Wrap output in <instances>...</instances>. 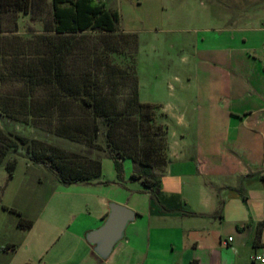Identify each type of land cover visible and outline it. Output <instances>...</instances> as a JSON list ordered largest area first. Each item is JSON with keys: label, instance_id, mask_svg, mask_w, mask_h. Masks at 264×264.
<instances>
[{"label": "crops", "instance_id": "crops-1", "mask_svg": "<svg viewBox=\"0 0 264 264\" xmlns=\"http://www.w3.org/2000/svg\"><path fill=\"white\" fill-rule=\"evenodd\" d=\"M226 1L230 6L209 5L220 14L210 16L208 35L201 38L202 48L194 55L195 80L205 74L211 76V84L200 88L182 83L181 92L195 89L194 102L173 95L178 110L173 102L143 101L160 105L169 121L171 161L162 177L159 204L141 193L142 186L129 198L89 194L83 197L86 218L78 220L82 213L73 208L71 221L63 219L52 227L53 238L38 232L34 245L39 254L49 251L63 229L82 245L87 233L104 223L115 202L130 206L136 218L115 246L112 264H262L252 257L264 256V230L255 245L264 223V54L259 53L264 48V15L252 12L258 5L264 12V0ZM78 183L94 186L93 180ZM50 203L37 220L7 207L20 214L19 223L32 221L26 234L45 226ZM72 223L78 225L75 231ZM12 247V256L17 257L21 248ZM26 249L32 253L29 246ZM14 257L11 264H32V259L18 262Z\"/></svg>", "mask_w": 264, "mask_h": 264}, {"label": "trees", "instance_id": "trees-1", "mask_svg": "<svg viewBox=\"0 0 264 264\" xmlns=\"http://www.w3.org/2000/svg\"><path fill=\"white\" fill-rule=\"evenodd\" d=\"M38 3L0 0V12L30 14ZM51 4L49 34L38 38L39 50L33 55L15 54L7 60L9 70L0 73V85L16 88L13 93L0 92V116L38 128L46 123L57 137L83 144L88 152L70 153L0 128V165L6 162L12 179L18 162L9 157L25 149L31 161L72 185L103 175L102 157L93 153L103 152L113 161L121 183L124 161L131 160V179L141 184V193L150 194L159 204L162 177L171 161L169 127L158 122L163 115L160 105L140 99L136 56L123 48L131 38L138 45L137 35L118 31L121 14L108 9L105 0H52ZM88 31L101 34V49H85ZM116 56L121 64L114 61ZM3 210L19 214L7 206ZM32 224L21 220L19 226L27 230ZM263 230L261 223L256 246Z\"/></svg>", "mask_w": 264, "mask_h": 264}, {"label": "rangeland", "instance_id": "rangeland-1", "mask_svg": "<svg viewBox=\"0 0 264 264\" xmlns=\"http://www.w3.org/2000/svg\"><path fill=\"white\" fill-rule=\"evenodd\" d=\"M51 1L40 0V5L38 3V7L36 5L30 14L0 12V73L9 70L10 62L7 60L15 54L33 55L39 50L38 38L49 34L46 27L50 25L52 18ZM105 3L108 9L117 10L121 14L118 31L136 34L138 37V45L131 38L130 43L126 44L128 46L124 45L123 48L128 49V54L136 56L142 102H173L175 105L178 102L175 103L173 95H180L183 100L194 102L195 89L181 92L179 89L181 84L191 83L200 88L211 84V76L205 74L199 76L197 81L195 80V74L192 72V68L195 69L196 65L194 55L198 49L202 48L201 38L208 35H206V29L209 27L210 16L220 14L210 10L209 5L230 6L226 0H105ZM255 9L257 11H253L252 15L259 17L264 15L262 5L256 6ZM85 36L86 50L95 52L102 48L100 33L88 31ZM259 53L264 54V48ZM114 61L120 64L123 62L118 56L114 57ZM79 64L82 66L85 62L81 61ZM15 89V86L9 83L0 85L1 93H13ZM178 104L174 106L177 110ZM162 112L163 115L158 122L169 127L167 114L163 110ZM188 116L190 117L189 114ZM48 126L45 123L38 128L0 116V128L7 133L35 139L70 153L86 154L88 152L87 146L57 137ZM93 153L95 156H101L103 163V175L93 180L94 186L62 183L55 172L44 166L39 167L41 164L31 161L25 149L13 152L9 157V160L17 158L18 162L12 179L6 162L0 165V262L8 261L9 264L13 262L12 245L17 244L21 248L18 256L14 257L18 262L32 259V264L113 263L114 255L107 260L100 259L86 239H83L85 245H81L66 229L55 232L57 236L49 251L39 254L34 245L38 241L36 236L40 234L39 231H44L48 238H53L52 227L55 224L63 219L64 222L71 221L72 218L68 215L73 208L78 215L82 213L78 220L86 218L88 213H86L84 198L87 195L111 197L120 195L129 198L133 189L141 187L140 183L130 179V171L134 170L131 160L124 161V182L121 183L113 161L103 152ZM136 196L141 198L145 195ZM49 201L52 207L46 209L45 226L35 227L32 232L30 230L26 234L22 226L18 228L19 217L3 210V206H11L18 209L24 218L37 220ZM126 207L130 208L127 205ZM72 224L71 229L75 231L78 225ZM27 238L28 244L25 243ZM25 246H29L32 253H26Z\"/></svg>", "mask_w": 264, "mask_h": 264}, {"label": "water", "instance_id": "water-1", "mask_svg": "<svg viewBox=\"0 0 264 264\" xmlns=\"http://www.w3.org/2000/svg\"><path fill=\"white\" fill-rule=\"evenodd\" d=\"M110 212L104 223L87 233L86 240L102 260L110 258L115 246L125 236L127 226L136 218L132 209L117 203L109 205Z\"/></svg>", "mask_w": 264, "mask_h": 264}, {"label": "built area", "instance_id": "built-area-1", "mask_svg": "<svg viewBox=\"0 0 264 264\" xmlns=\"http://www.w3.org/2000/svg\"><path fill=\"white\" fill-rule=\"evenodd\" d=\"M230 240H232V239H230ZM252 260L253 261H259V262H261L262 264H264V256H261V255H254L253 257H252Z\"/></svg>", "mask_w": 264, "mask_h": 264}]
</instances>
